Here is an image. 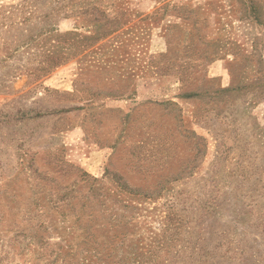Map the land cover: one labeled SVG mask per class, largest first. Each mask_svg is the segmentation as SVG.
I'll return each instance as SVG.
<instances>
[{"label":"rangeland","instance_id":"1","mask_svg":"<svg viewBox=\"0 0 264 264\" xmlns=\"http://www.w3.org/2000/svg\"><path fill=\"white\" fill-rule=\"evenodd\" d=\"M0 264H264V0H0Z\"/></svg>","mask_w":264,"mask_h":264},{"label":"trees","instance_id":"2","mask_svg":"<svg viewBox=\"0 0 264 264\" xmlns=\"http://www.w3.org/2000/svg\"><path fill=\"white\" fill-rule=\"evenodd\" d=\"M93 15V14H91ZM53 14H33V29L14 28L17 33V47H29L33 43V60L37 61L36 65L28 69V74L35 80H40L50 75L55 69L68 62L71 58L79 55L85 49L90 47L92 43L87 40H94L97 36L102 38L113 30L102 32L92 26L96 34L85 35L79 32H62L57 27V21L52 20ZM26 19L20 24L27 22ZM103 26V24H99ZM102 35V36H101ZM18 73H23L18 70ZM21 75V74H20ZM199 92H191L184 94L182 97L199 96ZM121 189H125L123 185H119ZM118 197V196H117Z\"/></svg>","mask_w":264,"mask_h":264}]
</instances>
